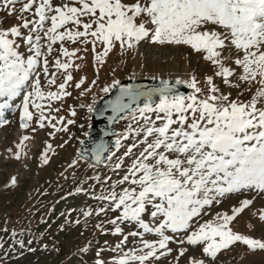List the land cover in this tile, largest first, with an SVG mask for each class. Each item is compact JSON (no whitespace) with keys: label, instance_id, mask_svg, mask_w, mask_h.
<instances>
[{"label":"snow or ice","instance_id":"snow-or-ice-1","mask_svg":"<svg viewBox=\"0 0 264 264\" xmlns=\"http://www.w3.org/2000/svg\"><path fill=\"white\" fill-rule=\"evenodd\" d=\"M0 11L18 21L10 27H0V123H7L4 112L15 107L21 109L22 126L28 127L34 117L31 106L39 113L37 123L43 127V121L49 119L45 111L60 110L52 109L51 102L70 95L66 86L73 80L71 72H67L57 91H45L42 78L49 87L56 84V73L49 75L48 57L57 42H61L60 52L65 57L80 51L65 48L66 39L91 43L94 53L97 42L102 44L103 51L94 57L101 64L117 44L121 53L145 40L186 46L210 61L217 68L214 75L222 77L225 84L238 75L248 85L246 91L252 93L248 100L231 99V93L224 94L216 86L213 76H207L201 87L195 75L175 81L192 89L188 94L175 91L167 80L161 81V87L147 90L113 80L101 89L107 94L119 86V95L110 104L109 121L128 120L123 132L105 135H116L117 150L122 141L133 138L118 158L107 144H97L91 152L93 163L88 165L107 166L106 161H116L112 167L118 178H104L97 198L105 206L95 209L97 215L119 213L106 221L113 226V234L123 237L112 249L117 255L110 264H152L172 251L169 242L202 245L203 253L213 259L236 242L251 250H264V239L241 234L230 226L236 215L252 204L249 199L234 206L231 215L217 212L214 219L193 228L206 207L219 204L228 194L264 193V0H0ZM225 51L227 57L223 55ZM233 56L236 67L226 66L224 60ZM54 66L67 70L71 62L62 63L57 58ZM237 68L242 71L237 73ZM83 82L82 78L75 87L80 88ZM20 97L21 103L14 105ZM87 108L94 111L93 105ZM72 115H76L74 109ZM28 139L23 137L17 147L22 149ZM105 153L109 155L105 157ZM20 154L16 153L17 158ZM43 161L48 162L46 154ZM76 163L73 160L72 164ZM16 182L13 176L10 183ZM92 214L91 208L83 212L85 217ZM259 218L264 221V209ZM124 224L135 230L125 233L121 227ZM96 227L107 231L103 224ZM180 233L187 235L176 240ZM147 235L157 238L147 239ZM129 237L134 238L135 246L125 251ZM87 250L88 246L80 249ZM185 252V248L179 249L180 256ZM96 264L109 262L97 258ZM190 264L204 261L192 259Z\"/></svg>","mask_w":264,"mask_h":264},{"label":"rangeland","instance_id":"rangeland-1","mask_svg":"<svg viewBox=\"0 0 264 264\" xmlns=\"http://www.w3.org/2000/svg\"><path fill=\"white\" fill-rule=\"evenodd\" d=\"M60 2L61 0H54V3ZM124 2L130 3L133 0ZM25 15L31 19L29 14ZM16 23L18 21L15 16L6 17V13L0 11V27L7 28ZM68 27L75 30V26L71 24ZM60 43L57 42L53 46L55 50L48 57L49 75L56 73V84L49 87L42 78L45 91H57L58 85L64 82L67 72H71L73 80L66 86V91L70 95L51 102L52 109L60 110L58 112L46 110L44 115L49 119L43 121V127L37 123L39 113L31 106L29 110L34 113V117L28 121V127L22 126L21 109L15 107L7 110V123H0V264H96L97 258L110 264L111 258L117 255L112 249L123 237L113 234V226L106 221L119 213L112 211L99 215L95 213V209L105 206V203L97 198L102 191L104 178L111 177L112 180L118 178L112 167L116 161L113 160L105 167L100 165L89 167L93 161L77 153L89 127L90 112L87 105H94L104 94L101 89L105 85L127 77L189 80L195 75L200 81L199 86L204 87L205 78L213 76L216 86L224 94L231 93V99L238 97L241 100H248L252 94L246 91L248 85L240 81L238 75L230 77V84H225L222 77L214 75L217 68L210 61L203 59L202 54L195 53L186 46L160 45L145 40L137 44L133 50L121 53L117 44L101 64L94 58L96 53L103 51V45L99 42L94 53L91 43L84 45L79 41L72 42L66 39L63 44L70 52L80 49L71 58L63 56L60 52ZM85 47L87 51L84 50ZM21 51L26 49L21 47ZM223 55L227 57L228 52L225 51ZM57 58L62 63L70 60L71 67L67 70L57 69L54 66ZM233 60L234 56L232 59H225L224 63L235 68ZM241 71L237 68V73ZM82 78L83 84L76 88L75 84ZM93 81L96 83L93 84ZM43 103L47 109L48 101L45 100ZM73 109L76 112L75 116L72 115ZM60 117H63L62 121ZM68 120L75 123L68 124ZM65 125L67 130H64ZM127 125L128 120L124 119L118 125L119 133L123 132ZM25 136L29 139L24 141L22 149L18 148L17 145ZM132 142L133 138L122 141L121 149L115 153L116 157L122 156L127 145ZM18 151L21 153L19 158L16 156ZM44 154L48 157L47 163L43 161ZM73 160L77 161L74 165ZM126 163L130 161L126 159ZM13 176L17 181L15 185L10 183ZM96 176L100 179H95ZM90 177L92 179H89ZM77 188L83 190L77 191ZM244 199L253 202L236 215L230 226L241 234L264 239V221L259 218L260 211L264 209V193L255 191L228 194L219 204L214 203L211 207H206L201 216L195 219L193 228L214 219L217 212H227L231 215L233 207H239ZM89 208L93 209V214L85 217L83 212ZM77 220L80 221L78 224ZM98 223L103 224L107 231L97 228ZM121 227L125 233L135 230L132 225L124 224ZM186 235L187 233H180L175 239H183ZM145 238L157 237L147 235ZM135 241L138 243V238H135ZM44 245L48 247L45 248ZM85 246H88V250L81 252L80 249ZM133 246L134 238L129 237L125 251ZM168 247L172 251L153 260L152 264H190L192 259L203 260L204 264H264V250H251L241 242L221 250L214 259L203 253L202 245L169 242ZM181 247L186 249L182 256L179 255Z\"/></svg>","mask_w":264,"mask_h":264},{"label":"water","instance_id":"water-1","mask_svg":"<svg viewBox=\"0 0 264 264\" xmlns=\"http://www.w3.org/2000/svg\"><path fill=\"white\" fill-rule=\"evenodd\" d=\"M177 78H137V77H127L120 79L121 85H132L138 88H143L145 90L155 87H161V81L167 80L170 84L174 85V90L188 94L192 89L188 88L186 84H175ZM153 83L154 85H150ZM119 95V86L113 88L109 93L103 94L94 104V111L90 115V124L88 129V135L82 140L83 143L80 144L77 153L91 161L93 158L91 156L92 149L96 147L97 144L105 143L108 145L112 152H115V140L116 135H105V132H114L119 134L117 129L118 124L122 120L115 122H110L109 117L112 116L110 104ZM109 153H105L107 157ZM106 164L108 162L106 161ZM104 167V165H101Z\"/></svg>","mask_w":264,"mask_h":264}]
</instances>
